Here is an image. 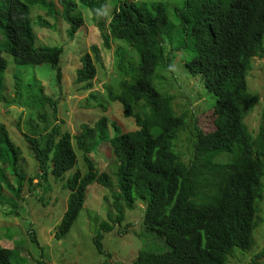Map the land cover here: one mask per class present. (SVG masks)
I'll use <instances>...</instances> for the list:
<instances>
[{"label": "trees", "instance_id": "1", "mask_svg": "<svg viewBox=\"0 0 264 264\" xmlns=\"http://www.w3.org/2000/svg\"><path fill=\"white\" fill-rule=\"evenodd\" d=\"M58 1L60 16L53 12L48 0H0V102L5 106L15 102L25 80L23 72H13L14 97L4 93L9 59L15 66L47 64L54 71V86L58 87L55 96H59L61 46L66 48L70 42L57 40L51 45L42 40L36 36L30 19L33 6L46 10L51 21L39 18L34 29L39 24L53 35L59 32L57 23H62L65 35L72 41V34L83 25L82 17L73 13L71 0ZM81 3L96 14L106 0ZM174 12L180 31L188 37L189 58L180 64L181 68L188 78L198 77L214 97L211 106L215 129L208 133L196 130V157L191 163H183L173 147L185 114L174 112L171 98L163 89V76L172 71L177 61L166 43L175 26L168 19L165 3L160 1L149 6L134 0L120 1L109 13L107 26L100 22L94 25L105 50L111 48V41L117 44L116 90L108 87L106 92L110 106L117 104L121 109V119L110 121L112 136L103 137L108 122L104 114L92 126L83 125L76 135L61 132L54 125L43 135L33 131L34 137L24 134L22 139L37 163L38 178L50 174L63 180L60 177L71 172L64 179L67 204L56 238L68 233L84 208L88 187L95 183L108 189L114 212L119 214L115 219L108 215L111 225L101 222L93 239L97 252H102L103 233L109 232L114 223H121L125 210L139 215L144 228L170 247L164 253L140 251L137 264H227L233 248L246 251L252 246L253 231L261 221L257 212L264 177V104L254 134L247 129L245 118L259 102L258 94L248 90L246 74L252 59L264 50V0H182ZM90 49L91 53L81 55V67L76 71V83L83 91L91 88L97 64L103 63L101 48L92 45ZM124 57L131 63L128 70L123 66ZM37 81L32 77V82ZM35 94L36 101L56 105L42 93V87L32 97ZM90 98H95L93 93ZM98 106L106 111L109 104L102 106L99 102ZM42 118L45 120L44 115ZM131 120L135 128L130 129ZM16 141L0 123V199L12 207L11 196L19 195L25 175ZM102 144L108 145L118 160L114 188L108 186V173L99 171L90 157ZM220 154L225 156L223 161H212ZM78 155L84 173L77 167ZM197 164L206 165V175L198 185L199 176L192 175ZM7 169L15 175L17 187L6 180ZM13 213L14 209H9L8 214ZM1 244L5 243H0V264H12L16 252L12 245L6 248Z\"/></svg>", "mask_w": 264, "mask_h": 264}, {"label": "rangeland", "instance_id": "2", "mask_svg": "<svg viewBox=\"0 0 264 264\" xmlns=\"http://www.w3.org/2000/svg\"><path fill=\"white\" fill-rule=\"evenodd\" d=\"M48 1L53 12L60 16L59 1ZM120 1L124 0H106L101 11L95 14L94 10L82 4L81 0H71L73 13L79 14L83 20V25L72 34L74 36L72 41L68 39L67 34L65 35L66 26L62 23H57L56 30L59 32L53 35L39 24L34 29L33 24L38 23L39 18L49 22L51 18L46 10L33 6L30 19L36 36L40 35L42 40L49 41L51 45L57 44L54 43L57 40L70 42L66 48L61 46L63 51L60 58L59 96H55L58 87L54 86V71L47 64L35 67L15 66L9 59L4 73V93L14 97L13 72H23L25 78L18 88L20 94L17 95L15 102L7 106L0 102V123L4 124L9 133L12 132L14 135V140H17L14 144L20 150L19 163L25 174L19 195L11 196L14 201L13 207L10 203L5 205L4 199H0V243H5L1 245L6 248L12 245L11 249L16 252L11 259L12 264H40L36 262L45 264H137L136 257L142 250L164 253L170 249L164 239L144 228L139 215L126 213L124 210L121 223H114L109 232L103 233L102 252H97L93 239L99 232L101 222L107 221L111 225L112 222L109 221L108 215L110 214L115 219L118 213L114 212L113 200L110 198L108 189L95 183L92 187H88L84 208L79 212L68 233L62 238H56V231L59 230L58 224L67 204L68 192L63 186L64 179L71 172L64 173L60 177L64 178L63 180H57L50 174L43 179L38 178L36 174L40 171H38L37 163L32 160L27 143L22 139L24 134L34 137L33 131L35 135H43L54 125H58L61 132L76 135L80 133L83 125L92 126L104 114L107 115L108 122L103 137L109 139L112 136L110 121L116 117L121 119V109L117 104L110 106L112 102L106 99V92L108 87L116 90L118 76L115 69L114 50L117 44L111 41V48L105 50L94 25L100 22L107 26L110 20L109 13ZM134 1L148 6L158 1L165 3L168 19L175 26L170 41L166 43L168 49L173 50L177 63L174 62L172 71L163 76L162 84L167 96L171 98L174 112L177 115L185 114L184 125L173 147L180 159L189 164L196 157L194 156L198 142L196 130L208 133L215 129L214 111L211 106L214 104V97L207 92L198 77L188 78L186 71L180 65L189 58V51L186 48L188 37L180 31L174 12L182 0ZM37 41L43 44L40 40L37 39ZM92 45L101 48L103 63L97 64V73L91 82V88L83 91L81 85L76 83V71L81 67V55L89 53ZM123 50V56H126L127 50L125 48ZM128 60L129 58L124 57L123 66L127 70L131 64ZM158 71L160 68L156 70ZM32 77H36L38 81L32 82ZM45 78H47L46 81H44ZM246 82L248 90L259 96L255 109L245 118L247 129L254 134L260 122L261 106L263 107L264 104V50L252 59L251 68L246 74ZM155 83L158 82L155 81ZM41 87L42 93L56 102L55 106L36 101L38 92L32 97L33 92ZM90 93H93L95 98H90ZM99 102L102 106L109 104L106 111L98 106ZM42 115L45 116V120ZM129 126L130 129L135 128L132 120ZM96 148L90 157L99 171L108 173L110 176L108 186L114 188L117 176L113 173L118 164L117 157L113 158L106 144L98 145ZM224 157L222 154L216 155L212 157V161H223ZM197 159L199 160V157ZM77 167L84 173V164L80 155H78ZM205 170L206 165L197 164L192 175L199 176L200 180L206 175L203 173ZM4 174L9 184L17 187L15 175L13 176L8 169L4 171ZM200 182L201 180L196 185ZM261 184L262 198L258 202L257 212L261 221L253 231L254 242L246 251L237 247L233 248L234 253L228 256L227 264H264V177L261 179ZM104 197L108 198V201ZM11 208L15 213L8 214Z\"/></svg>", "mask_w": 264, "mask_h": 264}, {"label": "clouds", "instance_id": "3", "mask_svg": "<svg viewBox=\"0 0 264 264\" xmlns=\"http://www.w3.org/2000/svg\"><path fill=\"white\" fill-rule=\"evenodd\" d=\"M184 163V162H183ZM186 164V163H185Z\"/></svg>", "mask_w": 264, "mask_h": 264}]
</instances>
